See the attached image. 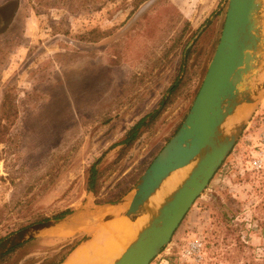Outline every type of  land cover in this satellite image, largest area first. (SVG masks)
<instances>
[{
  "label": "rangeland",
  "instance_id": "rangeland-1",
  "mask_svg": "<svg viewBox=\"0 0 264 264\" xmlns=\"http://www.w3.org/2000/svg\"><path fill=\"white\" fill-rule=\"evenodd\" d=\"M226 10V0H0V242L66 211L93 216L97 206L100 215L132 193L189 113ZM159 109L130 148L120 144ZM263 130L262 91L235 147L151 264H189L195 240L205 244L204 264H264V169L251 165ZM94 165L103 174L97 195L88 190ZM105 229L121 244L131 234ZM95 235L49 232L0 264H60Z\"/></svg>",
  "mask_w": 264,
  "mask_h": 264
},
{
  "label": "water",
  "instance_id": "water-1",
  "mask_svg": "<svg viewBox=\"0 0 264 264\" xmlns=\"http://www.w3.org/2000/svg\"><path fill=\"white\" fill-rule=\"evenodd\" d=\"M226 2L220 40L192 107L132 193L103 207L101 215L96 206L95 215L86 219L72 221L66 216L24 228L0 242V258L58 229L74 227L83 230L79 234L97 235L104 224L117 218L115 209L129 201L121 216H146V223L125 251L111 257L101 252L105 249L101 244L98 254L73 264H151L170 245L180 224L235 147L264 92V80L259 82L264 73V0ZM186 168L169 188L172 179ZM75 249L60 264H66Z\"/></svg>",
  "mask_w": 264,
  "mask_h": 264
},
{
  "label": "bare ground",
  "instance_id": "bare-ground-1",
  "mask_svg": "<svg viewBox=\"0 0 264 264\" xmlns=\"http://www.w3.org/2000/svg\"><path fill=\"white\" fill-rule=\"evenodd\" d=\"M188 168L184 169L183 171H180L178 175H176L175 178L172 179L171 183L169 184V188H172L179 181L182 174H185L186 172L185 170H187ZM129 205H130V201L116 208L115 210L118 215L117 218L109 222L108 225L104 227L105 229L107 227L114 225L119 230H121V233L122 231H127L128 229H130L131 234L127 239H125V242L123 244H121V241H117L114 235H112V230H107V229L104 230L102 228V230L98 233L97 237H95V241L91 243L89 247L77 250L74 253V255L66 262V264H73L76 261L86 260L91 256L98 254L99 253L98 250L101 247V244L105 246V249L101 252L108 253L111 257H117L122 252H124L127 246L129 245V243L134 238H136V236L138 235V233L141 231V229L144 227L146 223V216H140L138 218H127L125 216L123 217L121 216V214L127 210ZM119 230H115V231H117L118 233Z\"/></svg>",
  "mask_w": 264,
  "mask_h": 264
},
{
  "label": "trees",
  "instance_id": "trees-1",
  "mask_svg": "<svg viewBox=\"0 0 264 264\" xmlns=\"http://www.w3.org/2000/svg\"><path fill=\"white\" fill-rule=\"evenodd\" d=\"M175 91V89H174ZM164 106H167V104L165 103L163 105V109ZM162 109V110H163ZM162 110H157L155 112H153L152 114H150L149 116L141 119L140 121H138L126 134L125 139L120 143L121 145L125 146L126 148H130L140 137L141 135L144 133V131L142 130L145 127H149L153 122L156 121V119L159 117V115L162 113ZM16 112V111H15ZM91 176H90V181H89V188L88 190L93 192L94 194H98L99 192V181L102 178V173L100 172V170L97 168V165H94L91 169ZM99 204V203H98ZM72 214L71 211H66L65 213L61 214V216L57 217L59 218H64L68 215ZM84 241L83 240H79L77 241L73 247L71 248V251H73L80 243H82ZM14 251V250H13ZM11 251V252H13ZM70 251V252H71ZM9 252V253H11ZM8 253V254H9ZM7 254V255H8ZM6 257V255L4 256ZM2 258H0V260H2Z\"/></svg>",
  "mask_w": 264,
  "mask_h": 264
},
{
  "label": "built area",
  "instance_id": "built-area-1",
  "mask_svg": "<svg viewBox=\"0 0 264 264\" xmlns=\"http://www.w3.org/2000/svg\"><path fill=\"white\" fill-rule=\"evenodd\" d=\"M257 153L252 156L251 165L256 170L264 169V130L259 136V143L257 146ZM186 260L189 264H204L205 260V244L201 240L191 242L185 250Z\"/></svg>",
  "mask_w": 264,
  "mask_h": 264
},
{
  "label": "crops",
  "instance_id": "crops-1",
  "mask_svg": "<svg viewBox=\"0 0 264 264\" xmlns=\"http://www.w3.org/2000/svg\"><path fill=\"white\" fill-rule=\"evenodd\" d=\"M68 217H69V219L70 220H72V221H77V220H80V219H86V218H89V217H91V216H82V215H80V214H78V213H72V214H70V215H68ZM105 225V224H104ZM82 231L83 230H80V229H78V228H67V229H58V230H54L53 232H59V233H63V234H68L69 236L70 235H73V236H76V235H79V233L81 232L82 233ZM94 241H95V239H94ZM93 241V242H94ZM92 242V243H93ZM82 245H85L86 243H81ZM81 244L75 249V251L74 252H76L77 251V249L79 248V247H81ZM73 254V253H72Z\"/></svg>",
  "mask_w": 264,
  "mask_h": 264
},
{
  "label": "flooded vegetation",
  "instance_id": "flooded-vegetation-1",
  "mask_svg": "<svg viewBox=\"0 0 264 264\" xmlns=\"http://www.w3.org/2000/svg\"><path fill=\"white\" fill-rule=\"evenodd\" d=\"M187 54H188V50L186 51V55H187ZM175 87H176V86H173V87L171 88V90H170L171 93L174 92V89H176ZM163 105H164V104H163ZM159 110H160V109H159ZM154 112H155V111H154ZM152 113H153V112H152ZM152 113H151V114H152ZM149 115H150V114H149ZM149 115H148V116H149ZM146 117H147V116H146ZM144 118H145V117H144ZM142 119H143V118H142ZM139 121H140V120H139ZM124 147H125V146H124Z\"/></svg>",
  "mask_w": 264,
  "mask_h": 264
}]
</instances>
